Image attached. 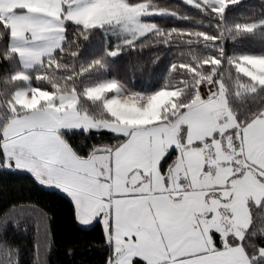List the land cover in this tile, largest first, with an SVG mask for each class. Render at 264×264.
I'll list each match as a JSON object with an SVG mask.
<instances>
[{
	"label": "snow or ice",
	"instance_id": "obj_1",
	"mask_svg": "<svg viewBox=\"0 0 264 264\" xmlns=\"http://www.w3.org/2000/svg\"><path fill=\"white\" fill-rule=\"evenodd\" d=\"M0 178L77 231L10 200L0 264H264V0H0Z\"/></svg>",
	"mask_w": 264,
	"mask_h": 264
},
{
	"label": "trees",
	"instance_id": "obj_2",
	"mask_svg": "<svg viewBox=\"0 0 264 264\" xmlns=\"http://www.w3.org/2000/svg\"><path fill=\"white\" fill-rule=\"evenodd\" d=\"M161 3L167 4H183V0H159ZM261 0H243V3L246 6L256 5L259 6ZM238 11L247 12V7L241 8ZM165 23H172V21H164ZM175 23H180V21H176ZM249 42L246 41L245 45H248ZM153 52L156 49H152ZM149 52H145V57L149 56ZM168 63L167 56L162 57V62L158 67L155 68V71L161 72L165 68ZM4 183L3 178H0V184ZM32 197L33 200L39 199L41 206L47 205V209H51L55 211V219L52 221V227L56 232L57 239L61 242L73 238L77 235V231L73 228L68 215H67V204L62 198L56 195L50 194H42L38 197L33 193L29 192L27 187L23 190L20 189L19 184L9 181L8 182V195L0 196V210H5L8 205V201L15 199H27L28 197ZM80 235H83L82 233ZM88 236L94 240L97 247L89 248L86 251L83 246H81L74 257L66 258L63 253L62 247L58 248L57 251L53 252L52 260L53 264H65V259L69 260V264H79V261L86 260L90 261V264H100L101 260L106 256V250L104 245L100 241V228L97 226L95 229H92L88 232ZM33 237V233L29 232L23 236L17 234V239L26 240L29 244H31Z\"/></svg>",
	"mask_w": 264,
	"mask_h": 264
}]
</instances>
